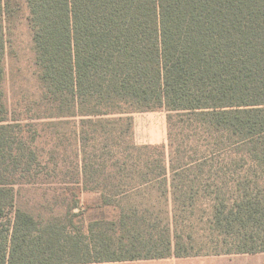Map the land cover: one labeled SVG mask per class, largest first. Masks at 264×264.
I'll return each instance as SVG.
<instances>
[{"label":"trees","instance_id":"trees-1","mask_svg":"<svg viewBox=\"0 0 264 264\" xmlns=\"http://www.w3.org/2000/svg\"><path fill=\"white\" fill-rule=\"evenodd\" d=\"M26 4L22 119L4 92L17 2L0 0V264L264 254V0ZM160 109L166 143L137 145L131 115ZM28 185H57L64 214L17 207Z\"/></svg>","mask_w":264,"mask_h":264},{"label":"rangeland","instance_id":"rangeland-1","mask_svg":"<svg viewBox=\"0 0 264 264\" xmlns=\"http://www.w3.org/2000/svg\"><path fill=\"white\" fill-rule=\"evenodd\" d=\"M15 15L6 31V54L4 58L6 105L10 110L19 109L16 116L26 119L23 104L38 94L34 66L35 55L32 43V30L29 25V11L26 0H16ZM134 141L137 145H161L166 143V113L160 109L155 112L133 113ZM36 146L42 151L53 147L51 135L40 132ZM68 156L73 159L72 153ZM56 185H36L16 187L17 207L36 217L64 214V205L54 200ZM98 199L95 193H83L81 201L85 205L94 204ZM135 264H264V254L209 255L190 257L183 260L139 262Z\"/></svg>","mask_w":264,"mask_h":264},{"label":"crops","instance_id":"crops-1","mask_svg":"<svg viewBox=\"0 0 264 264\" xmlns=\"http://www.w3.org/2000/svg\"><path fill=\"white\" fill-rule=\"evenodd\" d=\"M135 263H139V262H134V263L124 262V263H110V264H135Z\"/></svg>","mask_w":264,"mask_h":264}]
</instances>
